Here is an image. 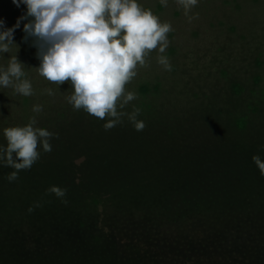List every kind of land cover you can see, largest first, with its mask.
<instances>
[{
	"label": "trees",
	"instance_id": "trees-1",
	"mask_svg": "<svg viewBox=\"0 0 264 264\" xmlns=\"http://www.w3.org/2000/svg\"><path fill=\"white\" fill-rule=\"evenodd\" d=\"M254 2L262 7L264 1ZM257 23H263L259 32L247 29L246 35L249 47L264 53V16ZM194 46L183 61L169 58L171 71L160 65L161 73L145 80L136 75L133 86L126 87L137 99L124 111L141 110L137 119L146 124L143 131H136L127 116L106 131L107 118L74 110L66 99L74 91L69 83L53 92L59 100L38 103L40 113L32 111L34 105L26 111L0 109V147L7 146L5 128L23 127L31 117L37 120L35 127L59 137L50 141L51 152L41 146L39 160L13 182L7 176L15 169L0 163V250H8L12 240L17 248L38 245L45 224L77 214L85 195L90 194V204H102V189L104 203L121 213H175L190 207L211 213L218 204H232L230 200L264 196V175L252 160L259 155L264 161V63L260 74L254 73L255 82L247 78L240 83L216 54L201 57ZM169 47L175 53L176 46ZM217 48L213 46L214 53ZM143 83L144 91L138 88ZM164 170V187L155 186L152 173ZM50 186L66 189L67 204L46 191ZM160 186L171 190L167 197L157 193Z\"/></svg>",
	"mask_w": 264,
	"mask_h": 264
},
{
	"label": "rangeland",
	"instance_id": "rangeland-1",
	"mask_svg": "<svg viewBox=\"0 0 264 264\" xmlns=\"http://www.w3.org/2000/svg\"><path fill=\"white\" fill-rule=\"evenodd\" d=\"M254 1L198 0L190 12V15L198 14V18L191 22L176 0H168L167 7L160 0H137V3L150 9L161 22H170L175 29L172 37L171 32L167 34L169 40L173 39L169 46H176L175 53L168 46L164 55L183 61L190 45L195 44L200 51L197 55L207 58L216 54L225 67L236 72L241 83L247 78L255 82L254 73L260 74L259 67L264 63V53L250 48L246 35L247 29L257 34L263 27V23L257 22L264 16V0H256L263 2L262 7H256ZM26 11L23 3L17 7L12 0H0L4 27H12ZM25 22L21 20L20 27L15 29V44L10 45L9 52L0 53V67H7L10 57L16 54L25 65V78L31 81L34 94L23 96L12 87L0 86V109L26 111L40 102L60 99L57 92L48 95L45 91L54 92L61 85L40 75V61L31 38L27 43L22 40ZM188 36L191 41L186 40ZM213 46L218 47L217 53L213 52ZM158 54V49L153 50L146 57L147 66H137L138 76L145 80L161 73ZM138 88L144 91L146 87L143 83ZM166 173V170L152 173L155 186L164 187L162 178ZM163 187L157 193L167 197L171 190ZM192 189L194 194L197 187ZM99 192L102 204H90L88 194L76 207L77 214L53 217L52 223L45 224L48 226L38 245L17 248L12 240L8 250H0V264H264V196L255 193L246 200H230L232 204H218L211 213L192 207L175 213L155 209L121 213L114 211L115 205L104 203V189Z\"/></svg>",
	"mask_w": 264,
	"mask_h": 264
},
{
	"label": "clouds",
	"instance_id": "clouds-1",
	"mask_svg": "<svg viewBox=\"0 0 264 264\" xmlns=\"http://www.w3.org/2000/svg\"><path fill=\"white\" fill-rule=\"evenodd\" d=\"M17 7L26 5V13L16 23L4 27L0 19V53H8L15 44L13 36L20 21L23 25L22 40L36 48V58L41 76L57 86L68 82L74 89L67 97L74 110L83 109L101 120L107 118L104 129L110 130L122 123V118L132 123L136 131H143L146 124L138 120L140 109L126 112V106L137 99V93L127 91L137 75V66L146 67V57L158 49L157 62L167 71L172 70L169 58L164 55L170 41L167 34L174 31L170 22H161L150 9L137 0H12ZM167 7L168 0H160ZM183 8L189 22L198 18L190 15L198 0H176ZM18 49V45H17ZM25 65L13 55L7 67H0V86L12 87L23 96L34 94L31 81L25 78ZM54 95L51 89L45 90ZM42 106L34 105L32 111L40 113ZM31 117L27 125L4 129L6 147H0V163L15 169L7 176L9 182L18 179V173L30 169L40 158V147L51 152L50 141L58 134L35 127ZM252 160L264 175V161L259 155ZM48 193L55 194L67 204L66 189L50 186ZM35 207H40L37 203ZM34 210L30 206L27 211Z\"/></svg>",
	"mask_w": 264,
	"mask_h": 264
}]
</instances>
